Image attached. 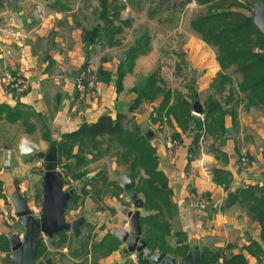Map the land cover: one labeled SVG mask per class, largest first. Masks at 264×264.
<instances>
[{"label": "crops", "instance_id": "0c3cea01", "mask_svg": "<svg viewBox=\"0 0 264 264\" xmlns=\"http://www.w3.org/2000/svg\"><path fill=\"white\" fill-rule=\"evenodd\" d=\"M2 1L0 195L3 197L0 196V236H6L8 242L0 240V264H14L7 256L11 251L8 233L12 231L23 235V229L19 232L9 227L2 210L6 203L11 202L10 194L13 191H19L28 198L30 205L32 200L28 194H34L38 188L41 194L42 173L40 168H35L41 159L38 156V152L42 151L40 149L49 147L50 139L60 140L64 133L76 130L83 122H96L103 115L116 118L118 114L125 116V122L131 117L134 120L132 123L139 124L146 133L152 132V137L149 138L156 147L159 167L167 176V185L177 206L176 230L185 234V242L193 248L198 246L211 249L233 244L234 247L228 252L244 253L249 264H264V252L257 251L253 246V252L246 248L253 241H260V225L251 218L246 207L232 200L238 189L248 185L264 186V111L255 106L247 108L240 99L235 121L231 115H226L225 142L220 145L207 136L205 149L201 151L198 142L195 143L193 127L183 131L176 122L171 123L166 117L162 121L153 122L154 107L159 102H135L137 94L132 90L133 87L141 77L156 71L154 68L146 69L149 64L146 58L151 47L147 54L137 58L133 72L124 77L121 88L118 89L117 68L124 54L115 53L113 49L116 46L100 42L85 45L83 25L79 26L80 20L88 14L85 8H81L82 12H76L79 7L73 6L71 0H18L15 8L7 7V0ZM180 1L166 0L167 9L173 15L182 9L177 8ZM37 4L44 7L40 17L34 13ZM55 4H59L60 8L55 7ZM187 5L197 11H200L198 8L202 9L196 0H191ZM125 10L122 13H133L129 7ZM255 13L254 8V16ZM122 18L127 19L125 16ZM5 27H9L10 31L4 30ZM192 31L199 35L193 29ZM16 34L22 37L16 40ZM116 38L119 39L120 36L117 35ZM200 41H196L195 50L202 58L197 63V69L190 67V73L193 81L198 84L196 90L208 88L211 93L210 85L217 77L220 64L215 48L202 39ZM82 69L95 71L97 87L94 90L78 88L77 80ZM8 73L23 79L26 88L17 91L9 87L6 81ZM200 103L204 109L202 100ZM192 112L198 118H203L202 113L197 114L194 109ZM147 121L159 128L168 122L172 125V136L178 143L171 152L167 145V140L171 137L170 128L165 126L155 132L146 125ZM242 146L248 147L253 161L246 170L238 165ZM34 153L37 154L36 160ZM111 157L113 168L121 170L122 166L117 159ZM217 168L230 171L232 178L229 187L214 180V170ZM100 169L105 170L110 181L107 170ZM197 198L206 201L204 210L193 204ZM13 215L15 216L14 213ZM18 224L22 226L20 222ZM262 247L264 248V243ZM123 250V255L132 254L124 253ZM109 256L99 258V263L104 264L106 259V264H110L107 259ZM112 257L115 261L111 264L118 263L116 260L120 261L118 264L127 261L124 256L122 260L119 256ZM52 259V264H57V258Z\"/></svg>", "mask_w": 264, "mask_h": 264}, {"label": "trees", "instance_id": "16d2710c", "mask_svg": "<svg viewBox=\"0 0 264 264\" xmlns=\"http://www.w3.org/2000/svg\"><path fill=\"white\" fill-rule=\"evenodd\" d=\"M190 1L181 0L177 4L178 10ZM196 1L202 9L191 20V28L202 40L215 48L220 64L217 77L210 85L211 93H208L202 102L203 118H198L192 112L193 102L198 96L195 97L194 93L185 95L181 91L167 88L158 72L141 77L132 90L137 94L136 104L143 101L159 102L154 107L153 122L162 121L166 117L171 123L176 122L183 131L193 127L195 143L204 130L208 137L222 145L227 137L226 115H231L235 121L240 99L245 102V107L255 106L264 111V33L255 23V6L252 0ZM3 6L4 1L0 0V8ZM126 6L121 0H100V20L103 24L98 23L92 29H83L85 45L97 42L107 45L119 44L117 35L124 31L125 26L132 24V19L122 18V11ZM55 7L60 8V5L55 4ZM146 40V33L138 36L123 53L117 68L118 89L121 88L124 77L133 72L137 58L149 52ZM57 147L58 166L66 159L67 173L74 177L82 176L77 174V170L88 164L91 158L114 156L124 168V172L136 182L134 189L144 200L140 221L143 238L148 246L152 250H162L177 258H182L193 248L185 242V234L176 230L177 226L175 231L173 229L172 223L178 215L177 206L172 200L167 176L159 167L156 147L139 124L129 125L125 122L123 114H118L116 118L103 115L96 122H83L76 130L64 133L61 139L57 140ZM73 159L75 161H72ZM99 178L101 191L109 182L104 169H100ZM231 178L230 171L226 169L214 170V180L219 184L229 187ZM111 184L123 190L118 183ZM87 185H83L82 191H85L84 186ZM93 186H96V182ZM0 196L3 197L2 194ZM232 200L246 207L251 218L258 222L261 228L260 241H253L246 247L247 250L253 252V246L257 251L264 252V186L248 185L238 189ZM68 232L64 230L54 234L52 238L61 237L59 243H64L68 242L69 236L79 239L82 235L80 233L79 237H76ZM172 232L178 238L174 243L168 240ZM1 239L8 242L6 236H0ZM122 244L123 241L116 235L106 233L99 243L89 247L86 240L79 251H73L70 255L77 258L84 252L87 256L90 252L93 253V249H99L100 257L94 253L93 256L101 259L120 249ZM233 247V244L215 249L200 247L199 264H249L244 253L228 252ZM44 250L45 246L41 243L38 258ZM138 255L137 264H152L143 253ZM47 257H50L49 252L44 255V258ZM97 258L94 264H102ZM124 264L135 263L127 260Z\"/></svg>", "mask_w": 264, "mask_h": 264}, {"label": "rangeland", "instance_id": "374dc122", "mask_svg": "<svg viewBox=\"0 0 264 264\" xmlns=\"http://www.w3.org/2000/svg\"><path fill=\"white\" fill-rule=\"evenodd\" d=\"M121 1L127 5L126 7L131 8L133 11L132 14L130 12L124 14L126 10L122 13L123 17L125 16L127 19H132V24L130 26H125L124 31L119 34V44L110 45L116 46L113 49L114 52L118 54L125 53L135 38L146 33L147 46H149V48L151 47L149 56L146 58L148 59L147 63H149L146 65V69L152 70L154 68V70H156L154 72L159 73V75L163 78V84L167 88L181 91L185 95L194 93V96H198V99L203 102L208 95L209 90L208 88H204L201 91L196 90L198 84L193 81L190 73V67L197 69L199 67L197 63H199L202 58L201 54L195 50V47L197 46L196 41H200L201 37L199 38V35L192 31L190 24L192 17L198 11L194 8L188 7L187 5L173 15V13L167 9L166 0ZM71 2L73 6L79 7L76 12H82L81 8H85V11L88 13L85 15L83 20H80L81 23H79V26L83 25V29H92L94 25L102 23L100 20V0H71ZM198 9L201 10V8ZM23 89L16 90L22 91ZM131 121L134 122L131 117H128L126 120V122L132 126L133 123ZM149 122L150 121H147L146 125L148 124L155 132L160 129H164L165 126L170 128V135L174 138L172 136L174 135V131L172 130L173 127L169 122L168 124H163L160 128L156 127L154 124H150ZM205 139L208 138L205 137ZM47 148L48 146L42 147L40 150L46 151ZM243 149H246L248 155L252 158L248 147L242 146L240 148L238 163ZM36 153L33 155L35 160L37 159ZM111 158L112 157L110 155H105L103 157L99 156L96 159L91 158V161L88 164L77 170L78 175L82 174L80 177H74L73 175L67 173L65 165L68 164V161L66 159L61 161V164H59L58 167L60 170L66 171H64V183L66 181L65 188L66 190L74 189V195L70 199L69 206L66 209L67 219L74 220L80 216H85L86 222L82 226V235L81 237L78 236L79 239H73L69 236L68 242L59 243L61 237L52 238L47 235H42L41 243L45 246V250L38 258L40 261H44L46 259L44 258V255L49 252V256L51 258H57V264H94L97 262L96 258L100 257L101 253L99 249H93V253L95 255H99L97 257L93 256V253L91 252L87 256H85L83 252V255L77 256V258L71 256L70 254L73 251H79L82 244L86 242V240H88L89 247H91L94 243H99L106 233L114 234V230L116 228H130L129 217L124 213V209L130 208L133 210L135 208L129 193L118 189L117 186L115 187L111 184V182L119 184V177L122 173H124V168H121V170L113 168ZM72 161L75 160L73 159ZM44 165L45 161L41 158L39 163L35 165V168L42 169L44 168ZM238 165H240V163ZM100 168H105L109 179H111L110 181L108 180L109 182L107 183V186L103 187L101 191L99 178ZM94 182H96L97 187L93 186ZM84 184L88 185L84 186L85 191H82ZM39 190L40 189L38 188L34 194H28L32 200V206L34 207L33 210L37 215L40 213L41 202V194ZM76 190L77 193L75 192ZM4 210L9 211L10 218L12 220L11 223H9V227L13 228V230H18L19 232L23 229L24 235V228L18 224L19 221L18 218H16V215H13L14 207L11 205L10 201L9 203H6V206L2 211ZM13 221H16V223ZM172 224L175 231L176 226L178 225L176 221ZM69 232L68 234L71 233ZM173 233L174 232H172V234L168 237V240L171 243H174L177 240V236L173 235ZM125 247L126 245L122 244L120 249L113 251V254L111 253V256L107 258L109 259L110 264L113 263L112 261H115L112 256H119L121 257V260L124 256L125 260H132L135 264L138 263V252L123 255L122 250ZM91 255L93 260H91ZM116 261L120 263L119 260ZM106 262L107 261L105 259L104 264H106Z\"/></svg>", "mask_w": 264, "mask_h": 264}, {"label": "water", "instance_id": "95a60500", "mask_svg": "<svg viewBox=\"0 0 264 264\" xmlns=\"http://www.w3.org/2000/svg\"><path fill=\"white\" fill-rule=\"evenodd\" d=\"M252 1L256 9L255 23L264 33V3L262 0ZM6 5L9 8H15L18 6V0H7ZM193 109L197 114L204 111L198 98L194 100ZM147 136L152 137V132L148 131ZM38 156L45 161L44 168L40 169L42 173V199L39 215L31 208L28 198L19 191H13L10 194L14 213L24 227L23 236L12 231L8 233L11 251L7 256L14 264H52L53 259L51 257L44 261L38 259L42 235L52 237L54 234L66 230L77 237L81 233L82 225L86 222L85 216H80L74 220L67 219L66 209L74 195V189L66 190L65 188L64 173L66 171L60 170L58 167L57 139L51 141L46 151H39ZM135 185L136 182L129 175L123 174L121 176L120 186L129 193L135 208L133 210L124 209V213L129 217L130 228H116L114 230V234L126 245L123 250L124 253H143L154 264H199L201 254L198 246L192 248L180 259L162 250H152L148 246L143 238L140 221L144 200L134 189Z\"/></svg>", "mask_w": 264, "mask_h": 264}, {"label": "built area", "instance_id": "2783aa9c", "mask_svg": "<svg viewBox=\"0 0 264 264\" xmlns=\"http://www.w3.org/2000/svg\"><path fill=\"white\" fill-rule=\"evenodd\" d=\"M44 12V7L42 4H37L35 6V15L38 17H40V15ZM9 27H5L4 30H7V32H9L10 30H8ZM22 37V35L20 34H16L15 35V39L18 40ZM6 81H7V85L9 87H12L14 89H23V88H26V83L23 79L19 78V77H16L14 75H12L11 73H8L6 75ZM97 75L95 73V71H91L89 69H82V71H80L79 73V76H78V80H77V85H78V88L81 89V90H84V89H87V90H94L97 86ZM24 90V89H23ZM206 133L205 131L203 130L200 137H199V140H198V147L201 151H203L205 149V142H206ZM178 141L175 139V138H172V137H169L168 140H167V145H168V148L170 150V152L173 150V148L177 145ZM252 159L250 158V156L248 155V152L246 149H243L241 151V157H240V160H239V163H240V168L242 170H246V169H249L250 166L252 165ZM193 204L198 207L199 209H205L206 206H207V203L204 199L202 198H197L193 201ZM32 209H34V207L32 205H30ZM34 211V210H33ZM3 215L6 219V222L9 224L11 223V218H10V214H9V211L7 210H4L3 211Z\"/></svg>", "mask_w": 264, "mask_h": 264}]
</instances>
